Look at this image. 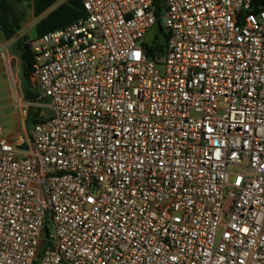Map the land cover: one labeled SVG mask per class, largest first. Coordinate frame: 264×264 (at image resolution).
I'll use <instances>...</instances> for the list:
<instances>
[{
	"label": "built area",
	"instance_id": "built-area-1",
	"mask_svg": "<svg viewBox=\"0 0 264 264\" xmlns=\"http://www.w3.org/2000/svg\"><path fill=\"white\" fill-rule=\"evenodd\" d=\"M79 1L24 41L49 103L0 124V264H264V8ZM0 62L16 100L1 37Z\"/></svg>",
	"mask_w": 264,
	"mask_h": 264
},
{
	"label": "trees",
	"instance_id": "trees-1",
	"mask_svg": "<svg viewBox=\"0 0 264 264\" xmlns=\"http://www.w3.org/2000/svg\"><path fill=\"white\" fill-rule=\"evenodd\" d=\"M27 4L32 8V15L34 18H38V22L35 24V36L38 38L50 31H55L62 28L76 18L81 17L84 12L79 0H65L59 4L56 8L50 10L60 0H25ZM253 6L256 9L264 8V0H252ZM154 4L157 8V14H160V0H154ZM50 10L48 13H46ZM46 13V14H44ZM44 14V15H43ZM25 21V15L23 12L15 10L10 0H0V37L2 41H10L22 30L23 23ZM158 28L160 29L159 21ZM161 31V29H160ZM25 39L19 40L17 47L21 52V61L23 67V75L25 77V97L30 103L40 102L42 99L39 98L38 93L31 91L29 85V72L25 71V65L31 66V55L30 50H24L23 44ZM36 112L33 108H29L27 112V123L31 125L35 124ZM44 232L47 234L48 230L44 228Z\"/></svg>",
	"mask_w": 264,
	"mask_h": 264
},
{
	"label": "rangeland",
	"instance_id": "rangeland-1",
	"mask_svg": "<svg viewBox=\"0 0 264 264\" xmlns=\"http://www.w3.org/2000/svg\"><path fill=\"white\" fill-rule=\"evenodd\" d=\"M65 0H60L56 5H54L50 10L56 8L59 4ZM15 10L18 12H23L25 15V21L22 26V30L19 36L23 39L34 38L35 36V24L38 22V18H34L32 13V8L27 4L25 0H10ZM48 10L46 13H48ZM44 13V14H46ZM43 14V15H44ZM160 29L162 27L160 26ZM157 25L153 26L149 32L145 35L144 43L146 45L158 44L163 45L165 38L162 31H160ZM5 46H8L9 53L16 59L15 63L16 70L18 72V98L13 99L11 93L6 84V76L4 73L3 66L0 62V124H2L4 137L17 138L19 135L26 136V130L31 126V123H27V112L28 100L25 97V77L23 75V67L21 63V52L16 46V44L9 48L10 41L3 42ZM29 85L31 91L36 93V86L34 79L29 75ZM39 102H36V104ZM48 99H42L40 105H47ZM34 109V108H33ZM45 112L49 113V110L44 108ZM35 111V109H34ZM50 231L52 228L50 227Z\"/></svg>",
	"mask_w": 264,
	"mask_h": 264
},
{
	"label": "water",
	"instance_id": "water-1",
	"mask_svg": "<svg viewBox=\"0 0 264 264\" xmlns=\"http://www.w3.org/2000/svg\"><path fill=\"white\" fill-rule=\"evenodd\" d=\"M23 48H24V50H27L28 47H27L26 44H23ZM24 69H25L26 72H30V65H25V68ZM17 148L18 149L27 150L28 149V146H27L26 143H23V144L17 146Z\"/></svg>",
	"mask_w": 264,
	"mask_h": 264
}]
</instances>
